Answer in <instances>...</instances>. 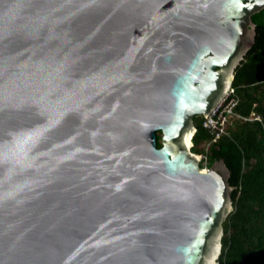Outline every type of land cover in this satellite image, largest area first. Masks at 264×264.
Listing matches in <instances>:
<instances>
[{"label":"water","instance_id":"obj_1","mask_svg":"<svg viewBox=\"0 0 264 264\" xmlns=\"http://www.w3.org/2000/svg\"><path fill=\"white\" fill-rule=\"evenodd\" d=\"M263 10L0 0V264H218L230 170L189 137Z\"/></svg>","mask_w":264,"mask_h":264},{"label":"trees","instance_id":"obj_2","mask_svg":"<svg viewBox=\"0 0 264 264\" xmlns=\"http://www.w3.org/2000/svg\"><path fill=\"white\" fill-rule=\"evenodd\" d=\"M252 19L256 24L255 43L233 81L239 100L235 110L249 120L231 119L228 135L213 141L203 127L204 116L195 117L193 152L206 155L208 167L223 159L234 188V209L224 223L218 264H264V10ZM256 116L261 121L255 120ZM157 136L161 147L162 133ZM205 142L211 143L208 151L200 148Z\"/></svg>","mask_w":264,"mask_h":264},{"label":"built area","instance_id":"obj_3","mask_svg":"<svg viewBox=\"0 0 264 264\" xmlns=\"http://www.w3.org/2000/svg\"><path fill=\"white\" fill-rule=\"evenodd\" d=\"M238 103L239 100L236 98L235 90L232 88L212 114L206 117L204 116L203 127L213 136V141L228 135V124L231 119L249 120L236 112L235 109ZM255 120L261 121L260 116H256Z\"/></svg>","mask_w":264,"mask_h":264},{"label":"rangeland","instance_id":"obj_4","mask_svg":"<svg viewBox=\"0 0 264 264\" xmlns=\"http://www.w3.org/2000/svg\"><path fill=\"white\" fill-rule=\"evenodd\" d=\"M200 148L205 150V151H208L209 143L205 142V143L201 144ZM203 157H204V159H203V161L201 163H202L203 168L206 170V168L208 167V161L206 159V155H203ZM204 169H202V170H204Z\"/></svg>","mask_w":264,"mask_h":264},{"label":"bare ground","instance_id":"obj_5","mask_svg":"<svg viewBox=\"0 0 264 264\" xmlns=\"http://www.w3.org/2000/svg\"><path fill=\"white\" fill-rule=\"evenodd\" d=\"M192 138H193V134L190 135L189 140H192ZM202 169H204V168H201V170H202ZM204 170H205V169H204ZM206 170H207V168H206Z\"/></svg>","mask_w":264,"mask_h":264},{"label":"snow or ice","instance_id":"obj_6","mask_svg":"<svg viewBox=\"0 0 264 264\" xmlns=\"http://www.w3.org/2000/svg\"><path fill=\"white\" fill-rule=\"evenodd\" d=\"M238 2H242V0H238Z\"/></svg>","mask_w":264,"mask_h":264},{"label":"clouds","instance_id":"obj_7","mask_svg":"<svg viewBox=\"0 0 264 264\" xmlns=\"http://www.w3.org/2000/svg\"><path fill=\"white\" fill-rule=\"evenodd\" d=\"M203 156V155H202Z\"/></svg>","mask_w":264,"mask_h":264}]
</instances>
